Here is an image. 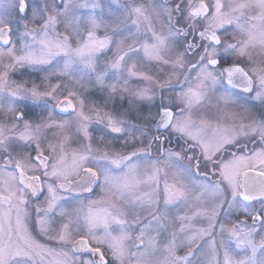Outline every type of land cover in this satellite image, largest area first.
<instances>
[{
	"label": "snow or ice",
	"instance_id": "obj_1",
	"mask_svg": "<svg viewBox=\"0 0 264 264\" xmlns=\"http://www.w3.org/2000/svg\"><path fill=\"white\" fill-rule=\"evenodd\" d=\"M0 264H264V0H0Z\"/></svg>",
	"mask_w": 264,
	"mask_h": 264
},
{
	"label": "rangeland",
	"instance_id": "obj_2",
	"mask_svg": "<svg viewBox=\"0 0 264 264\" xmlns=\"http://www.w3.org/2000/svg\"><path fill=\"white\" fill-rule=\"evenodd\" d=\"M197 226L200 227V226H205V225L204 224H198ZM69 255H71V253H69Z\"/></svg>",
	"mask_w": 264,
	"mask_h": 264
},
{
	"label": "flooded vegetation",
	"instance_id": "obj_3",
	"mask_svg": "<svg viewBox=\"0 0 264 264\" xmlns=\"http://www.w3.org/2000/svg\"><path fill=\"white\" fill-rule=\"evenodd\" d=\"M41 242H45V240H44V238H43V237H41Z\"/></svg>",
	"mask_w": 264,
	"mask_h": 264
}]
</instances>
